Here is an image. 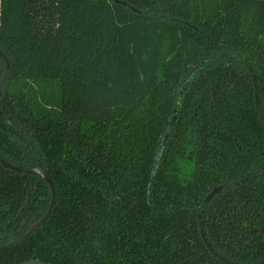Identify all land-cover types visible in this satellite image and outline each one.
Here are the masks:
<instances>
[{
	"label": "trees",
	"instance_id": "obj_1",
	"mask_svg": "<svg viewBox=\"0 0 264 264\" xmlns=\"http://www.w3.org/2000/svg\"><path fill=\"white\" fill-rule=\"evenodd\" d=\"M0 50V156L57 192L26 236L0 163V264H264V0H0Z\"/></svg>",
	"mask_w": 264,
	"mask_h": 264
},
{
	"label": "water",
	"instance_id": "obj_2",
	"mask_svg": "<svg viewBox=\"0 0 264 264\" xmlns=\"http://www.w3.org/2000/svg\"><path fill=\"white\" fill-rule=\"evenodd\" d=\"M114 1L119 3V0H114ZM123 4H126V3L123 2ZM0 57L4 60V62L6 64V67L9 68L10 67L9 59L6 56V54L3 51H1V50H0ZM0 163L5 168L11 169L12 171L17 172V173H26V174H31V175H37V176L41 177L42 179H44L46 181V183L50 187V190H51V203H50V206L48 208V211H47L45 216H43L40 220H38L36 223H34L31 226L30 230L26 234V236H28L31 233H33L34 231H36L39 227H41L44 224V222L50 217L52 209H53V207L55 205V201H56V193L57 192H56L55 183H54L49 171H47L43 167L26 168V167H22V166H15V165H12L9 162H7L1 156H0ZM215 193H216V191H214L212 194H215ZM202 237L204 238L205 242L207 243V238L205 237L204 231H202ZM208 246L211 249V251H213V248L211 247V244L208 243ZM21 264H51V263H46L44 261H41V260L37 259V260L26 261V262H23Z\"/></svg>",
	"mask_w": 264,
	"mask_h": 264
},
{
	"label": "flooded vegetation",
	"instance_id": "obj_3",
	"mask_svg": "<svg viewBox=\"0 0 264 264\" xmlns=\"http://www.w3.org/2000/svg\"><path fill=\"white\" fill-rule=\"evenodd\" d=\"M211 195L213 196L214 194H211ZM211 195L209 196V198H211V197H212ZM202 231H203V230H202ZM202 231H201V232H202ZM213 252H214V250H213Z\"/></svg>",
	"mask_w": 264,
	"mask_h": 264
}]
</instances>
